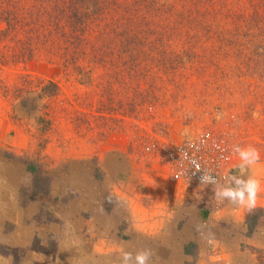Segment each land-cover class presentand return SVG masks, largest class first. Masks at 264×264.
<instances>
[{"label": "rangeland", "instance_id": "1", "mask_svg": "<svg viewBox=\"0 0 264 264\" xmlns=\"http://www.w3.org/2000/svg\"><path fill=\"white\" fill-rule=\"evenodd\" d=\"M205 131L252 162L190 190L157 149ZM140 253L264 264V0H0V264Z\"/></svg>", "mask_w": 264, "mask_h": 264}, {"label": "built area", "instance_id": "2", "mask_svg": "<svg viewBox=\"0 0 264 264\" xmlns=\"http://www.w3.org/2000/svg\"><path fill=\"white\" fill-rule=\"evenodd\" d=\"M237 149L205 131L176 144L163 143L157 151L170 179L191 190L212 188L226 180Z\"/></svg>", "mask_w": 264, "mask_h": 264}, {"label": "clouds", "instance_id": "3", "mask_svg": "<svg viewBox=\"0 0 264 264\" xmlns=\"http://www.w3.org/2000/svg\"><path fill=\"white\" fill-rule=\"evenodd\" d=\"M239 152L240 158L243 163L240 166L241 175H243L245 171V167L250 164L252 161L250 160V156L254 154V150H240L237 149ZM234 187H226L221 191L216 192V196L218 198H227L233 203H240V204H248L249 206H254L257 192L259 191V182L248 178L247 180L243 178L232 177L231 178ZM148 258L147 253H140L135 257L136 264H146ZM131 259L130 254H125L124 261L125 264Z\"/></svg>", "mask_w": 264, "mask_h": 264}, {"label": "crops", "instance_id": "4", "mask_svg": "<svg viewBox=\"0 0 264 264\" xmlns=\"http://www.w3.org/2000/svg\"><path fill=\"white\" fill-rule=\"evenodd\" d=\"M173 196H174V194H173ZM173 198H175V197H172V199H171L172 201L174 200Z\"/></svg>", "mask_w": 264, "mask_h": 264}, {"label": "trees", "instance_id": "5", "mask_svg": "<svg viewBox=\"0 0 264 264\" xmlns=\"http://www.w3.org/2000/svg\"><path fill=\"white\" fill-rule=\"evenodd\" d=\"M55 88V87H54Z\"/></svg>", "mask_w": 264, "mask_h": 264}]
</instances>
